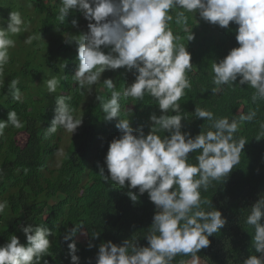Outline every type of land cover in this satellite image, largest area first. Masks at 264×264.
<instances>
[{"label": "clouds", "instance_id": "1", "mask_svg": "<svg viewBox=\"0 0 264 264\" xmlns=\"http://www.w3.org/2000/svg\"><path fill=\"white\" fill-rule=\"evenodd\" d=\"M175 8L182 9L176 13V21L186 30V12H195L204 21L221 28H228L232 22L238 25L239 46L211 65L213 84L231 86L239 77V85L247 84L255 89L253 100L264 99V0H60L57 16L60 23L72 10H79L88 21L86 33L65 36L67 43L75 42L78 46L79 65L72 78L79 88L97 83L106 70L125 68L135 79L124 89L123 95L136 100L150 95L162 113L149 117L147 134L144 125L134 129L131 120L120 118L115 125L120 135L110 142L104 160L108 175L98 164L104 180H110L118 188H128L127 195L134 203L139 197L132 189L138 188L139 194L147 193L155 205L153 221L145 236L148 245L139 246L129 239L119 245L111 240L103 242L95 264H172L177 254L192 256L190 261L181 264H199L197 253L207 248L211 243L209 237L227 223L220 210H202L201 205L209 201L201 199L200 189L207 191L212 181L227 178L240 162L247 142L244 138L238 141L234 138L238 130L235 118L214 119L211 111L199 107L195 108V116L212 121L209 130H202L196 136L182 131L184 117L179 114L178 101L191 86L186 72L193 64L188 48L177 43L180 37L168 27L167 22L173 19L169 12ZM24 23L19 12L11 11L7 28L0 27V69L8 63V49L15 46L9 34L19 33ZM71 23L79 27L76 19ZM32 39L29 36L25 42L31 43ZM187 39L192 41L194 34L190 33ZM102 46L111 51L105 53ZM17 83L12 80L9 91L12 98L19 101L21 93ZM58 83L56 78L47 81V91L52 97ZM103 83L111 90V97L97 99L101 100L103 119L111 122L120 117L121 93L114 90L111 78L104 79ZM217 90L213 88V94ZM67 99L62 95L56 97L55 116L45 130L46 136L56 133L59 127L75 134L81 126L82 120L74 117ZM169 111L176 114L169 115ZM254 117L255 112H250L241 115L240 120L251 121ZM8 125L21 127L14 110L8 112L6 121L0 120V131ZM161 131L168 135L162 137L158 134ZM262 136L264 132L256 139ZM197 151V163H189V154ZM4 207L5 204L0 203V212ZM262 220L264 194L251 206L246 219L248 225L254 226L252 243L260 255H251L243 264H264ZM21 231L20 238L19 234L11 235L0 244V264H40L42 255L51 252L53 233L50 228L29 224L21 225ZM77 233L87 235L82 223L67 229L63 237L66 242L72 241L68 243L70 264H80L79 249L73 240ZM99 235L95 231L91 234L93 239H98ZM93 247L90 241L88 248Z\"/></svg>", "mask_w": 264, "mask_h": 264}, {"label": "trees", "instance_id": "2", "mask_svg": "<svg viewBox=\"0 0 264 264\" xmlns=\"http://www.w3.org/2000/svg\"><path fill=\"white\" fill-rule=\"evenodd\" d=\"M31 2L40 15L32 20L40 19V37L24 49L23 61L20 57L15 58L8 49V63L0 69V120L6 121L8 112L14 110L21 122L19 128L8 125L0 131V203L5 204L0 212V244L11 235L19 234L20 238L21 225H43L52 230L53 237L51 252L42 255L40 264L45 261L48 264H70L68 243L72 241L66 242L63 237L67 229L82 223L87 232V243L82 246L76 241L79 233L73 237L79 249L80 264H95L99 245L109 240L119 245L129 239L139 246H147L145 236L153 221L155 205L147 193L140 195L138 188L132 189L139 197L134 203L127 195L128 188H118L110 180H104L98 164L108 175L104 160L110 142L120 135L115 126L120 118L131 120L134 129L144 125L147 134L149 117L153 113L162 114L159 106L155 98L147 94L143 100L123 95L124 89L135 79L125 68L106 70L97 83L80 89L72 78L79 65L78 55L65 66L57 61L58 56L74 51V45L63 43L56 46L50 35L58 39L71 32L73 19L81 26L83 14L72 10L60 23L57 19L60 0ZM185 15L187 30L182 23H177L176 18L167 22L174 35L180 37L177 43L187 42L186 47L192 55V68L186 72L191 86L184 90L178 101L181 105L179 114L184 117L182 131L196 136L202 130H209L212 121L195 116V108L199 107L211 111L214 119L235 118L238 130L234 138L237 141L244 138L247 142L240 154V162L229 176L212 181L207 191L200 189L201 199L209 201L201 205L202 210H220L227 223L209 237L210 245L201 249L197 256L205 264H243L251 255H260L252 243L254 226L248 225L246 219L251 206L264 194V136L256 139L264 132V99L253 100L255 89L247 84L239 85V77L231 86L213 84L211 65L239 46L236 40L238 25L232 22L228 28L219 26L217 30H202L189 12ZM85 22L88 25V21ZM190 33L194 34L192 41L187 39ZM9 37L12 39L13 35ZM103 51L108 53L111 49L103 48ZM39 52L45 60H38ZM48 76L59 81L54 97L42 87V79ZM108 78L113 80L114 90L121 93L120 117L111 122L103 119L101 100L97 99H110L111 90L103 83ZM12 80L18 82L19 101L14 100L9 91ZM213 88H218L215 94ZM61 95L68 98L66 102L73 109L74 117L82 105L88 101L91 103L85 107L80 118L82 124L58 167L50 162L58 151L64 128L59 127L56 133L48 136L45 130L55 116L56 97ZM250 112H255L251 121L240 120L241 115ZM168 114L176 113L169 111ZM158 134L162 137L168 135L163 131ZM21 135L27 137L22 146L17 140ZM198 154V151L190 153L188 162L196 164ZM52 200L56 204L51 205ZM93 231L100 233L98 239L92 238ZM90 241L95 245L91 249L88 248ZM23 244L26 245L27 240ZM191 258V254H177L172 264L188 262Z\"/></svg>", "mask_w": 264, "mask_h": 264}, {"label": "rangeland", "instance_id": "3", "mask_svg": "<svg viewBox=\"0 0 264 264\" xmlns=\"http://www.w3.org/2000/svg\"><path fill=\"white\" fill-rule=\"evenodd\" d=\"M31 1L32 0H0V25H3L2 27L7 28L9 13L11 11L19 12L21 14L22 19L25 22L24 25L21 26V31L19 33L9 34V36L13 35L12 40H14V42H15V46L10 47L9 52L11 54H14L15 58L20 57V61H23L25 59L26 51L24 49H27V47H30L35 42V39L40 37L39 24H38L40 22V19L38 18V20H35L32 22V20H34L33 17H35L36 15H38V17H39L40 15L35 12V7L32 6L33 3ZM173 10H174V13L173 12L171 13V10H170L169 14L172 15L173 19H175L176 13L178 11H182V9L175 8ZM189 13L192 15V17H193L194 21L196 22V24L198 25V27H200L202 30L203 29L204 30H211V29L217 30L219 28V25H213V24L206 22L203 19H201L199 17V14H197L195 12H189ZM82 20L84 21V23H82L81 26L74 27L71 32H69L66 35H62V37L60 36L58 39L54 38L53 35H50L52 41H54V43L57 44L56 46L60 47V45L63 43H65V45H67V44L74 45V47H73L74 51L69 52L67 54H63V55H61V57H59V56L57 57L58 63L63 65V66H65L68 62L72 61V59L78 55L77 44L75 42L67 43L65 40V36L67 37L70 35H79L81 33H86L88 31V29H86L87 23L85 22V19L83 18ZM80 28H83L86 30H82ZM29 36L33 37V39L31 41V43H26L25 41ZM15 38H17V39H15ZM181 43H183L185 46H187V42L182 41ZM41 54H42V52L37 53V56L39 57L38 60L43 61V60H45V58H44V55H41ZM51 78H53V77L48 76V77H44L42 79V81L44 82V84H42V87L45 88L46 90H48L47 81ZM90 103H91V101H88L84 105H82L79 112L75 115V118L80 119L83 116L82 113H83L85 107ZM60 137H61L62 141L59 145L58 151H57L54 159L52 160L53 166H58V167L62 162V159L65 155L66 149L68 148L69 144L73 140L74 134L67 132L64 129V131L60 135ZM17 140H18V143L22 146L25 144L27 137L25 135H21L18 137ZM81 232H85V231L81 230ZM77 240H78V242H80L81 244L84 245L87 242V235H83V234L79 233ZM199 264H205V263L199 261Z\"/></svg>", "mask_w": 264, "mask_h": 264}, {"label": "bare ground", "instance_id": "4", "mask_svg": "<svg viewBox=\"0 0 264 264\" xmlns=\"http://www.w3.org/2000/svg\"><path fill=\"white\" fill-rule=\"evenodd\" d=\"M28 22V21H27ZM84 221V220H83ZM116 238V237H115Z\"/></svg>", "mask_w": 264, "mask_h": 264}]
</instances>
